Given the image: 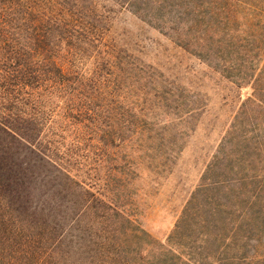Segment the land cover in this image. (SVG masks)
Returning a JSON list of instances; mask_svg holds the SVG:
<instances>
[{
  "label": "rangeland",
  "instance_id": "rangeland-1",
  "mask_svg": "<svg viewBox=\"0 0 264 264\" xmlns=\"http://www.w3.org/2000/svg\"><path fill=\"white\" fill-rule=\"evenodd\" d=\"M32 1L101 109L68 169L139 229L55 220L48 264H264V0Z\"/></svg>",
  "mask_w": 264,
  "mask_h": 264
},
{
  "label": "trees",
  "instance_id": "trees-1",
  "mask_svg": "<svg viewBox=\"0 0 264 264\" xmlns=\"http://www.w3.org/2000/svg\"><path fill=\"white\" fill-rule=\"evenodd\" d=\"M32 4L0 0V264H48L44 241L32 235H49L55 220L118 232L113 214L129 227L126 236L139 230L68 169L63 132L79 131L87 118L103 132L101 109L94 79L74 68L73 26Z\"/></svg>",
  "mask_w": 264,
  "mask_h": 264
}]
</instances>
